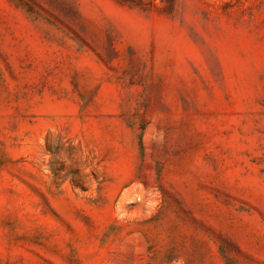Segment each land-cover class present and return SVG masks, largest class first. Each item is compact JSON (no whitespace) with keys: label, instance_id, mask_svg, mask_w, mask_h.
Masks as SVG:
<instances>
[{"label":"rangeland","instance_id":"rangeland-1","mask_svg":"<svg viewBox=\"0 0 264 264\" xmlns=\"http://www.w3.org/2000/svg\"><path fill=\"white\" fill-rule=\"evenodd\" d=\"M0 264H264V0H0Z\"/></svg>","mask_w":264,"mask_h":264}]
</instances>
